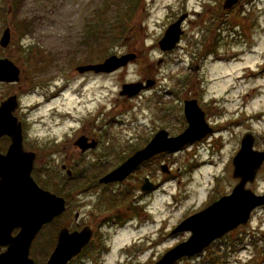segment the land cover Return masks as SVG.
<instances>
[{
	"label": "rangeland",
	"instance_id": "obj_1",
	"mask_svg": "<svg viewBox=\"0 0 264 264\" xmlns=\"http://www.w3.org/2000/svg\"><path fill=\"white\" fill-rule=\"evenodd\" d=\"M12 1L0 0V38L7 26L13 30L9 46H0V58H9L23 73L17 84L0 82V103L18 94L16 115L25 126L24 145L38 155L33 176L44 184L51 181L56 193L60 194L64 174L61 165L77 157L73 145L84 129L99 135L108 132L109 144L119 146L130 135L149 136L163 128L175 136L188 126L184 104L192 93L219 118L217 137L210 139L214 147L203 143L165 153L160 161L172 173L160 189L139 202L142 212L132 210L119 225L105 226L96 239L101 245H92L88 254L69 263L156 264L190 238L188 231L173 234L176 226L232 192L238 183L233 158L244 134L252 133L255 149L264 151V0H242L227 12L222 8L225 0H140L125 28L119 21L127 0H25L17 16L6 11ZM187 12L181 46L162 50L159 43L169 26ZM106 17L102 39L85 41L91 24ZM26 19L34 23L33 31L17 34L15 23ZM215 34L221 42L212 55L206 46ZM125 53L134 58L112 74L76 71ZM189 78L192 88L183 84ZM142 82L152 84L136 96L121 95L124 84ZM9 144L8 137L0 138L3 152ZM119 151L103 164L118 162ZM96 163L93 156L75 162L88 164L82 170L86 175L109 169ZM145 172L161 181L168 175L160 167ZM246 187L264 194V163ZM88 194L81 197L89 201L96 192ZM92 210L83 208L85 213ZM57 221L62 224V218ZM50 227L45 226L32 243L36 264L45 263L55 246L46 242L52 236ZM217 255L224 260L216 264H264V206L252 212L247 224L176 264H215L212 256Z\"/></svg>",
	"mask_w": 264,
	"mask_h": 264
},
{
	"label": "water",
	"instance_id": "obj_2",
	"mask_svg": "<svg viewBox=\"0 0 264 264\" xmlns=\"http://www.w3.org/2000/svg\"><path fill=\"white\" fill-rule=\"evenodd\" d=\"M238 2L239 0H225L223 7L230 9ZM185 17L182 16L169 26L159 43L162 50L170 51L176 46L183 33L181 25ZM11 39L12 30L7 27L0 38V45L7 47ZM132 58V54L112 55L102 63L81 65L77 70L113 72L127 65ZM20 80L21 68L9 58H0V81L17 83ZM151 84L152 82H147L145 86L143 83L124 84L121 94L132 96ZM18 106L17 94L10 95L0 105V138L4 135L11 138L5 154L1 152L0 146V247L5 248L0 252V264H36L35 259L30 256L35 237L44 225L52 222L65 210V199L42 188L32 176L36 153L24 149L22 122L15 115ZM185 116L189 125L181 134L170 136L165 129L158 131L144 149L136 152L100 181H122L143 161L158 153L179 150L212 131L196 100L186 101ZM82 143L83 140L80 139L78 144L82 146ZM254 144L255 137L251 133L245 134L241 148L233 159V176L240 179L233 192L182 221L173 233L190 231V238L168 250L156 264H174L185 256L191 257L203 252L213 241L247 224L253 210L264 205V194L257 195L246 188L248 182L255 180L264 163V151L256 150ZM162 170L168 172V166L163 165ZM150 188L151 184L147 179L143 189ZM16 228L19 231L13 234ZM91 236L92 232L87 228L73 232L62 228L46 264H67L82 251Z\"/></svg>",
	"mask_w": 264,
	"mask_h": 264
},
{
	"label": "flooded vegetation",
	"instance_id": "obj_3",
	"mask_svg": "<svg viewBox=\"0 0 264 264\" xmlns=\"http://www.w3.org/2000/svg\"><path fill=\"white\" fill-rule=\"evenodd\" d=\"M184 15L186 17L183 23L189 20L188 12L182 14L180 18ZM184 32L185 31L183 29V33L181 34L180 39L174 49H178L181 46ZM220 42V34H215L212 39L211 45L209 44L206 46V51L214 55V52H216L217 50V48L215 49V47H217ZM214 49L215 51H213ZM216 60L219 61L218 59ZM199 69V65H196L194 67L196 74L198 73ZM85 73L108 75L112 74L113 72L108 73L88 71ZM192 81L193 80L189 78L188 81L183 84L187 85L186 87L192 88ZM191 100H196L199 107L204 111V118L212 131L201 140L188 144L184 148L203 143H207L209 146H212L213 143L210 142V139L217 137V133L220 128L219 124H217V119L219 118L216 116L215 112L209 111L206 106H203V104H201L202 102L197 97H195L193 93L189 101ZM156 132L150 134L149 136L146 134L130 135L127 137V139L125 140V144L122 146L109 144L108 140L111 137L108 132L99 135L97 133L89 132L84 129L79 134L78 138L81 136L86 138L84 145L87 146V148L86 150H82L81 147H78L75 144L73 145V149L75 148V151H77V157H71L70 163L66 161L62 163L61 170L64 171V174L62 175L59 184L60 195L65 199L66 206L64 212L60 215V217L62 218V227H67L70 231H81L87 228L88 231H91L93 233L90 241L85 245L81 253L76 257L82 255L85 256L86 254H88L92 245L95 248H98L101 245V241H96V239L99 234L102 233V229L105 226L119 225L125 217H128L126 215L130 211H132L133 206H140V201H142L146 196L156 192L158 189H160L163 182L169 180V177H166L164 181H161L160 179L155 178L154 174H147L145 172L147 168H161L162 162L160 161V158H162L165 153H160L154 156L152 159L144 161L123 181L111 182L107 184L100 182V179L104 175L121 165L125 160L131 157L138 150L145 148L154 137V134ZM94 143L97 144L96 147H92ZM118 149H120L121 151L119 161L116 162L113 166H110L109 164H103V159L110 157V154L112 152H116ZM90 156L94 157V160L97 162L96 164H98L99 166H103L104 168L109 167V169L103 170L93 175L84 174L82 170L88 164L79 165L75 164V162H77V158L79 157L86 158ZM76 167L80 168L81 170L79 171V173L76 172L74 175V170L72 168ZM68 169L72 170L71 175L68 174ZM171 173L172 171H170V174ZM90 178H94L93 182L91 183L89 180ZM146 179H149L150 184L153 186L150 190L143 189ZM93 190H95L96 195L94 198L92 197L91 199H89V201L86 198L81 197V195H83V197L89 196L88 191ZM85 206H90L93 208V210L85 213L83 212V208Z\"/></svg>",
	"mask_w": 264,
	"mask_h": 264
},
{
	"label": "trees",
	"instance_id": "obj_4",
	"mask_svg": "<svg viewBox=\"0 0 264 264\" xmlns=\"http://www.w3.org/2000/svg\"><path fill=\"white\" fill-rule=\"evenodd\" d=\"M139 1L140 0H127V3L125 4L126 8L122 11L123 17L119 21L120 28H125L126 22L129 20L133 11L139 5ZM24 3H25V0H13L12 5H10L6 11L7 12H13V14L17 16V13L19 12L20 8L23 6ZM106 19H107V17L102 18L101 21H99V22H94L91 24V26H90L91 30L89 32H87L86 36L84 37L85 41H87L88 38H95L96 40L102 39L101 35H100L101 31L103 30V23H104V22H102V20H106ZM33 24L34 23L32 22L31 19L19 20L15 23V31L18 32L17 34H20L22 36H26L27 34H29L33 31V29H34ZM44 186L48 187V188H53L54 190H57V189H55L56 187L53 184H51V182H47L46 184H44ZM132 210H134V212L136 214H140L143 209L140 206H133ZM57 219L51 224L50 230L52 231V236L50 239L46 240L48 245H50V243H51L50 241H52V245L56 241L57 230L60 228V224L58 223ZM212 259H213V263H215V264L219 263V262L222 263V261L224 260V259H222L221 255L212 256Z\"/></svg>",
	"mask_w": 264,
	"mask_h": 264
}]
</instances>
